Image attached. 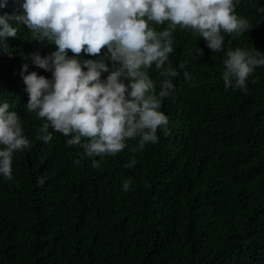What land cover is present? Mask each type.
<instances>
[{"label": "trees", "instance_id": "trees-1", "mask_svg": "<svg viewBox=\"0 0 264 264\" xmlns=\"http://www.w3.org/2000/svg\"><path fill=\"white\" fill-rule=\"evenodd\" d=\"M261 7L264 0H240L249 32L225 34L220 52L177 27L169 62L180 74L161 108L168 128L142 151L130 150L138 138L102 159L82 156L58 131L45 142L43 119L26 112L25 89L16 91L11 100L33 144L14 154L12 179L0 176V264H264V66L246 90L222 79L228 48L264 51ZM31 40L24 32L0 50V100L8 81L20 89L16 68L36 53ZM147 71L159 91L161 70Z\"/></svg>", "mask_w": 264, "mask_h": 264}, {"label": "clouds", "instance_id": "clouds-1", "mask_svg": "<svg viewBox=\"0 0 264 264\" xmlns=\"http://www.w3.org/2000/svg\"><path fill=\"white\" fill-rule=\"evenodd\" d=\"M12 2L0 0V50L7 51L8 39L20 40L29 32L36 53L17 65L20 89L13 90L8 81L9 94L0 100V176L9 180L14 154L33 144L11 100L16 91L25 89L26 112L43 119L40 138L45 142L58 131L67 145L83 149L82 156L102 159L138 138L130 150L139 152L156 144L158 133L168 128L169 117L161 108L180 74L169 62L177 27L198 33L213 52L224 51L225 34L234 38L250 29L248 18L236 12L240 0ZM165 22L157 31L154 25ZM195 51L199 57L204 50L198 46ZM225 57V87L246 90L249 77L264 66V51L255 46L228 48ZM30 59L51 77L32 69ZM153 65L164 77L159 91L147 71ZM14 76L20 77L16 71ZM184 76L192 79L187 71ZM135 164L133 156L124 167ZM38 182L43 184V178ZM131 185L132 178L125 179L122 189L128 191Z\"/></svg>", "mask_w": 264, "mask_h": 264}]
</instances>
